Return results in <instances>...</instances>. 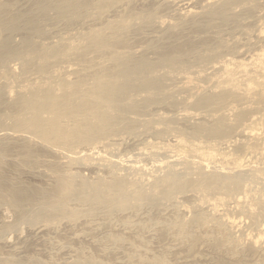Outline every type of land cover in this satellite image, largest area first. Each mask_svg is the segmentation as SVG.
Here are the masks:
<instances>
[{"label":"rangeland","instance_id":"obj_1","mask_svg":"<svg viewBox=\"0 0 264 264\" xmlns=\"http://www.w3.org/2000/svg\"><path fill=\"white\" fill-rule=\"evenodd\" d=\"M35 1L37 0H19L10 4H15L13 8L11 6L8 8L11 7L10 9L13 10L12 13L14 14L23 13L45 17L46 20L42 21L45 29L43 30L47 35L38 33L39 36L41 35L39 37L31 28L23 27V29H17L18 31L15 30L16 32L11 34V43L13 45L21 44L30 35L33 36L31 40L34 44L45 45L51 49L62 39L75 37V39L72 38L71 42L76 44L74 45L77 51H74L79 53L72 51L66 57L68 62L65 60L66 65H62L57 74L61 79L67 80L68 78V83L74 86L78 85V90L81 88V92L87 91L91 86L89 82H95V84L100 82L99 79H97L99 82H96L95 78L92 79L95 81L88 80L89 82L80 80L81 76L96 73L104 68L107 71V67L108 71L115 70L118 63L116 57L121 52H125L126 55L131 54L136 60L147 58L155 63L156 67H159V74L162 72L167 74L168 71L170 74L163 78L166 89L161 94L164 97L161 95L160 98L163 97L162 99L157 98V101L148 108L149 112L144 111L146 108L144 92L139 94L141 103L138 102L137 106L132 107L129 111L123 110L121 113L116 110L111 111L112 118L116 119L115 116L120 115H118V119L122 121L123 125L119 120L118 124L116 123L109 128L114 132L111 131L112 133L110 132L106 137L92 140H88V137L84 139L82 137L79 140L77 137L74 138L75 140L73 139L72 142L74 143L70 141L66 144L55 145L56 143L48 142L47 139L36 138L38 136L35 133H30L24 128V131L22 128L18 130L15 128V130L12 127H6L5 129L0 124V181L3 178L4 181L1 182H6L5 185L11 189L27 187L41 191H39L40 195L36 199L38 201L34 200V203L30 202L26 203L27 205L17 206L12 204V192H3L0 188V264H263L264 172L262 170L264 167L257 170L259 173L257 174L256 170L251 168L250 162L247 163V161H241L237 158L238 161H233L235 162L233 163L230 159L232 157H229L228 154L238 157L240 154L243 155L244 151L238 152L228 147L238 137L239 139H255L254 137L258 135L260 138L262 137L259 139L260 146H264V101L260 103V100H264V89L261 90L258 80H255L258 72H254L258 70L260 74L257 76L258 79H263L264 0H241L239 4H236L237 6L234 4L231 8L223 6L222 3L225 0H117L101 13H98L94 6L85 12L78 11L84 14L83 16L80 14L82 17L78 15V12L74 13L73 16H77L74 19L71 16L70 21L76 19L77 21H72V24L70 21L55 20L56 10L54 9L45 10L44 14L40 15V9L33 5ZM81 1L79 4L83 3ZM95 1L96 3L103 2V0ZM223 12L229 14V18H226L225 21ZM128 16L130 23L121 27V30V22H125V18ZM162 19L164 21H160ZM246 28L250 29L246 30ZM1 30L0 37L6 36L8 32L4 33ZM29 30L35 34L31 35L32 31L29 32ZM175 30L178 32L177 37H172L175 33L172 34L171 32H175ZM93 31L97 33L102 31L103 33L100 32L101 36L103 34H107L104 36L116 35L115 38L118 39H115L116 41L124 40L129 45L115 47L113 51L108 46L106 51L88 52V49H85L88 40L81 33L88 34ZM126 36L127 38H125ZM119 37H124V39ZM82 40L85 48H83L82 43L76 42ZM222 40H227L230 45L235 46V51L221 55L224 52L223 47L220 46ZM183 44H187L189 49L186 50L187 60L183 62L182 66L169 65V62L160 63L159 60L163 51L170 49V46ZM79 46H82L80 50L77 48ZM210 48L218 49L217 54L220 55L217 58H215L217 54L208 58L212 55ZM172 53L180 54L176 51ZM110 56L114 59L110 60L108 58ZM26 61L23 57L15 56L11 64L7 65V69H0V83H2L0 84L2 87H0V101H2L0 102V119L8 115L9 112V116L18 114L12 105L24 92L25 86H29L38 79L47 83L50 82L53 77H49L45 73L57 69V66L53 64L45 71L26 72ZM256 61H259V64ZM240 63L247 64L248 70L256 66L251 70L253 73L248 72L250 77H242V81L240 80L242 84L239 82L241 85L247 83V93L240 98H232L229 102L230 105L227 103L224 107L226 110L224 108L222 110L227 117L232 119L239 110L247 107L251 116L250 125L255 121L254 128L248 130V126L240 134L229 133L223 136L224 142L212 138H201L200 140L191 131H194L196 125L200 123H212L215 120L213 118L220 111L215 112V114L210 112V115L203 110L199 112V109H195V100L203 93L211 94L221 89L223 84H220L218 79L226 74L224 73L225 69L226 72L230 71L231 68L234 72L239 71V65H242ZM226 64L228 67H225ZM257 67L259 68L257 69ZM6 74L9 78L5 76ZM46 78L49 81H46ZM9 79L10 82L8 81L7 84ZM193 84L197 86L194 88ZM99 108L102 110L98 106L89 109L88 114L82 115L80 113L75 119L69 117L68 120H65L66 117H63L65 119H61L64 121L60 119V122L65 125L67 123L68 128L73 129L80 121L90 118V114L99 113L101 111ZM23 112H25L23 115H29L28 118L35 116V112L33 113L31 109H25ZM185 116L195 118L189 119ZM122 119L126 120L123 121ZM129 119L131 120L129 121ZM160 131H163L165 135L158 134ZM32 133L35 135H31ZM186 138H188L186 141L189 140V143L185 142ZM159 144L163 148L162 150L157 147ZM182 146L184 148H181ZM30 148L41 151L36 165L28 163V161L26 164V160L23 161ZM3 154L6 157H3ZM224 154L228 156L227 159ZM257 156L256 161L259 164L264 163V159L259 155ZM219 158L221 163L217 164L216 167L221 168L222 174L238 173L236 176L240 177L238 181L242 183V187L240 186V191L238 190L237 193L233 195L222 194L212 184L213 187L212 185L208 187L209 191L204 189L205 193L201 188L200 190L199 187H194L186 191L174 192L169 200L163 198L167 195L165 194L166 191H162L163 194L158 195L153 200L152 198L148 199L150 196L145 187L150 186L155 179L161 176H168L170 179L188 177V179L193 180L194 184H198L199 176L204 175L202 171L208 169L211 163H218ZM25 164L26 166H24ZM235 165L238 168L240 165L241 167L238 169L235 168ZM244 170H246V174ZM243 174L247 178L245 177L244 182H241L244 178ZM121 176L128 184L125 183L127 188L124 185L123 189H116L119 190L117 192L132 191L131 194H128L129 196H125L121 200L122 202L115 201L114 195L118 193L113 189L112 192L110 191L109 199L100 202L101 200L94 191L84 190L79 185V188L74 187L72 190L66 189L65 192H62L65 196L62 193L61 195L56 193L59 197L55 193V195L53 194L60 185L59 182L64 181L67 177L69 182L83 177V179L86 178L89 182L92 181L98 185L99 183L96 181L112 183ZM205 177L209 179L211 174H206ZM67 191H70V194ZM44 194L46 195L43 196ZM237 195L238 197L241 195V197L238 198ZM110 199L111 201H108ZM212 202H216L218 206L219 203L223 202V205L220 204L218 209L217 205L211 204ZM250 209H254L252 211L255 212L252 214ZM218 213L222 214L219 215ZM198 215H202L207 218L206 220L211 221H204V224L196 222L194 218ZM188 220L189 222H186ZM218 228L223 230H218ZM224 232L229 237V243L227 240L224 241V238L227 237L226 233L223 234ZM191 241L196 243L194 249L187 246L191 245ZM224 243L227 244L224 245Z\"/></svg>","mask_w":264,"mask_h":264},{"label":"bare ground","instance_id":"obj_2","mask_svg":"<svg viewBox=\"0 0 264 264\" xmlns=\"http://www.w3.org/2000/svg\"><path fill=\"white\" fill-rule=\"evenodd\" d=\"M12 1H14V0H0V30H1V28H3L2 29L3 31L1 30V32H4V33L5 32H8L6 34V36L4 35V36L0 37V69H3L4 70L9 63L11 64V61H12L13 58H15V56L16 57L20 56V57H23L25 60H27L26 61L27 64H26V68H25L26 69V72L27 71H36V72H38V70L39 71H42V70L45 71L46 69H48L53 64H55L54 66H57V69H55V70H53V71H51L49 73H45V74H48L49 77H53V79L51 78V81L50 82L47 83V82H44V81H41V80L38 79V81L32 82V84H29V86L27 85V86L24 87V89H23L24 92L20 95L21 97L19 96L17 102L14 105H12L13 106L12 108L15 111H17L18 114L17 115H14L13 111L9 108L10 111H12L11 113H13L14 116H9L10 115V112H9L8 115H5L3 118L1 116L2 119H0V124L3 127H5V129H6V127H12L14 129L16 128L17 130L22 128V131H24L26 129V130L30 131V133L33 132V133H35L38 136V137H36V136H34V137H36V138H39L40 137L39 138L40 140H42L41 138H43L45 140L47 139L48 142L50 141L53 144L56 143L55 145H57V144H66V143H69L70 141L72 142L73 139L74 138H77V137H78V139L79 138H82V137H83L82 139L88 137V140L89 139L92 140V139H96V138H102V137H106L107 134H109L112 131L109 128L112 127V126H114L116 123L118 124V122L120 120V119H118V117L120 116L119 114H118L119 116L118 115L115 116L116 119L114 117L112 118L113 115L111 116V111L116 110V111H118V113H121V111H123V110H128L129 111L130 109H132V107L137 106L138 102H140L139 101L140 100L139 99V94L141 92H144V98H145L144 100H145V103H146V108H145L144 111L149 112L148 111V108H150V105H152L153 102H156L157 101V98H160V96L163 95L161 93H163L164 90L166 89V86L164 87L163 78L165 76H167V74L169 75L170 72L168 71L167 74L166 73H163V72H162V74H159L160 73V71L158 69L159 67H156V64L153 63V62H151L149 59H147V58H141V59L136 60V59H134V56L132 57L131 54H129V55L127 54L126 55L125 52H121V54H119L116 57V60H117L118 63H117V66L115 67V70L108 71V67H107V71H106V68H104V69L102 68L103 70L100 69V71H98L96 73H92L90 75H84V76L82 75L81 78H80V80H84V81H88V80L89 81L90 80L91 81H95V80H92V79L95 78L96 79V82H99V81L100 82L99 83H96V84H95V82H93L94 83L93 84L92 82H89L88 81L91 84V86H89V88L87 89L86 92H81L80 91L81 88L78 90L79 86L77 84H76L77 86H74V85L68 83V81H67V80H69L68 78H67V80L66 79H61L59 77V74H57V71L61 69L60 67L65 64L64 63L65 60L67 61L68 58L66 59V57L72 51H74V50L77 51L76 46H75L76 44L74 42H71L72 41V38L75 39V37H66L65 36L66 38L62 39V41L60 43L56 44L54 47L48 45V46L52 47L51 49H49L45 45H41V44H38L37 45V44H34L32 42V40H31V39H33L32 38L33 36L31 37L29 35V37H28V34H27V37L28 38H25L24 41L21 44H15V45H13V43H11V34L13 32L18 31L17 29H23V27L24 28L25 27L31 28L34 32H36V36L37 35L39 36L38 33H44L45 35H47V34L44 32L45 29L43 28V21H42V20H46L45 17H39L37 15L36 16H34V15H26V14H23V13H20V14L19 13H15L14 14V13H12L13 10L11 11L10 8L11 7L13 8V6L15 4L14 5H10V4H12L14 2L16 3L19 0H17V1L15 0L14 2H12ZM79 1H81V0H78V1L77 0H37V1H35L33 3V5H34L35 8L38 7L40 9V12H41L40 15L42 13L44 14V11L45 10L54 9V10H56V17L54 18L55 20L65 21V22L68 21L69 22L70 19H71V16H73L74 13H77L78 11H80V12L81 11H84L85 12L86 10H90L89 8H91V7L94 6V7L97 8L98 13L99 12L101 13L104 10H106V8L111 7V5H113L115 2H117V0H105V1L103 0L102 3H96L95 0H82L83 3L82 4H79ZM240 1L241 0H225V1H223L222 4L226 8H231L232 5H234V4L236 5L237 3L239 4ZM213 3H215V2L213 1ZM8 6H11V7L8 8ZM233 8H234V6H233ZM88 13H86L87 16H88ZM37 14L39 15L38 12H37ZM80 14L81 13L78 12V15H80ZM86 14H85V16H86ZM222 14H223L224 21L226 20V18H229L228 17V15H229L228 13L223 12ZM81 15L83 16L84 14L82 13ZM76 16H73V19ZM125 19H124L125 22H121L122 26L119 25L120 23L118 24L120 26V28L121 27H125L127 25V23H130L129 22V16L127 18H125ZM130 19H131V17H130ZM72 21H74V20H71L70 21L71 22L70 24H72ZM75 21H77V19ZM160 21H164V20L162 19ZM162 24H163V22H162ZM118 25L117 26L113 25V26L114 27H119ZM169 26H171V25H169ZM249 29L250 28H246V30H249ZM32 30H29V32L32 31ZM121 30H122V28H121ZM170 30H172V29H170ZM170 30H168V31H170ZM33 31L31 33V35L33 34ZM113 31H115V30H113ZM176 31L177 30H175V32H171L172 34L175 33V34L172 35V37L173 36L177 37L176 35H177L178 32H176ZM100 32H102V31H99V33ZM111 32H112V30H111ZM99 33L95 32V31H93L91 33H88V34L86 33L87 35L84 34V33H81L82 35H85L83 37H86L87 40H88V42L86 41L87 42V45H85L86 48L84 47V44H83L84 41L83 40L81 42H78L79 40L76 41V42L77 43H82L83 45L82 44L81 45L86 50L88 49V52L95 51V50H97V52L99 50L100 51H106L108 46H110L109 47L110 50L113 51L115 47H124V46H126V44L129 45L127 42L125 43L124 40H122V41H116V40H118L117 37L115 38L116 35L115 36L114 35L112 36L110 34V36H104V35H107V34H103L101 36V33L100 34ZM72 34H73V31H72ZM169 35H171V34L169 33ZM169 35H166V36L169 37ZM178 36H179V34H178ZM80 37H82V36H80ZM77 38H76V40H77ZM119 38H121V37H119ZM125 38H127V36ZM82 39H84V38H82ZM121 39H124V37L121 38ZM126 40L128 41V39H126ZM77 45H79V44H77ZM82 46H79L80 48L77 47L78 50H80L82 48ZM220 46L223 47V51H224V52L221 53V55L223 53L224 54L225 53L227 54V53H230V52L235 51V46H233L232 44L230 45L227 42V40H222L221 43H220ZM187 49H189V46H187V44H183V45H179V46H176V45L170 46V49H167V50H165V51H163L161 53V57H160V60L159 61H160V63H162V62H167L168 63L169 62V65L172 64V65H174L176 67L177 66H182L183 65V62L187 60V56H188V55H186V53H187L186 50ZM209 50L212 52V55L208 56V58H210L212 56H215L219 52L218 49H211L210 48ZM173 51L179 52L180 54L172 53ZM75 53L78 54L79 52H75ZM75 53H73V54H75ZM81 53L84 54L83 52H81ZM207 53H209V52H207ZM219 55L220 54H217L215 56V58H217V56H219ZM108 58L110 60L112 58L114 59V57H112V56H110ZM257 59H258V57H257ZM220 62H222V61H220ZM240 64H242V65H239V67H240L239 71L237 70L236 72H234V71H232V68H231L230 71H228V69H227V71L229 72L228 73V72H226V69H225V72L224 73H226V74L224 75L222 73L223 76L220 79H218L220 81V84H223V85H221L222 86L221 89L218 88L219 90L217 89L218 90V91L216 90L217 92H215V93L213 92L211 94H204L203 93L202 96L201 95L198 96V98L195 100L194 106H195V109L196 110L197 109L200 110V111L198 110L199 112H202L201 110H203L205 112H208L209 114L208 113L207 114L210 115L211 114L210 112H212L213 114H215V112L220 111L213 118L215 120L213 122L211 121L212 123H209V124H205L204 122L203 123H200V124L196 125V127L194 128L195 129L194 131L193 130L191 131L195 135V137L200 138V140H201V138H206V139L212 138L214 140L216 139L218 141L224 142L223 136H226L229 133H239L240 134L248 126H249L248 130L254 128L253 126H255L254 125L255 121L250 125V122H249L250 120L249 119H251V116H250L249 109L247 107L246 108H243L242 110H239V112H237V114L234 115V117H233L234 119L233 118L231 119L230 117H227L226 114L224 113V111L222 110V108H224L227 105V103L229 104V102L231 101L232 98L233 99H237V98H240L244 94L247 93L248 85H247V83L241 85L242 84L241 81L243 79L242 77H245V76H249L250 77L251 75H249V73L250 72L253 73L251 70L253 68H255L256 66L255 67H251L252 69L251 70L250 69L248 70L249 67H247L248 66L247 64H245V65L243 63H240ZM224 66H222L223 69H224ZM225 67H228V65L225 66ZM258 68L259 67H257V69ZM260 68H261V66H260ZM12 70H14V69H12ZM262 71H263V69H262ZM6 72H8V71L6 70ZM76 72H78V71H76ZM254 72L255 73L258 72V74H256L257 76L260 75L258 70L254 71ZM255 73H254V75H255ZM20 75H23V74H20ZM39 75H40V73H39ZM80 75H81V73H80ZM262 75H263V79L262 80H259L258 79L259 77L256 76V78H255V76L252 75V77H254L255 80H258V84L260 85V89L261 90L264 89V72H263ZM5 76H7V74ZM217 77H218V74H217ZM10 79L7 80V84L10 82ZM19 79H20V77H19ZM97 79H99V81H97ZM12 81H13V79H12ZM46 81H49V79L47 80V78H46ZM72 82H73V80H72ZM216 82H217V80L215 81V83ZM0 84H2V83H0ZM193 85H191V86H193ZM11 86H12V84H11ZM195 86H197V85H194V88H195ZM3 87H4V85H3ZM217 87H218V85H217ZM140 96H142V95H140ZM163 97H164V95H163ZM163 97H161L160 99H162ZM263 101L264 100H260V103L263 102ZM0 102H2V101H0ZM102 105H104L106 107L104 108V106H103V108H102ZM166 105L168 106V104H166ZM98 106H100L102 108V110L99 108L101 110L99 113L97 112V114H96V112H95L94 114L93 113L90 114L89 115L90 118L87 115L88 118H85V121H82V122L80 121V123L77 124V126L75 125L76 127L73 128V129L68 128V126H67L68 124L67 123L65 125V124H63V123L60 122V119L61 118L62 119H65L63 117H66L65 120H68L69 117H72L73 119H75V117H77V115L79 116L80 113H82V115L83 114L85 115L86 113L88 114L89 113L88 112L89 109L96 108ZM25 109H31L33 111V113L35 112V116H33L31 118H28L29 115H27V114H24L23 115V113H25V112H23V111H25ZM6 110H8V109H6ZM6 110H5V112H6ZM224 110H226V109L224 108ZM93 111H95V110H93ZM189 113H191V111H189ZM25 115H26L27 118L25 117ZM185 117H189V116H185ZM179 118H181V117H179ZM190 118H191V116L189 117V119ZM192 118H195V117H192ZM62 119H61V121H64ZM253 119H255V118H253ZM125 120H123V121H125ZM130 120L131 119H129V121ZM244 120L247 121V122H245ZM120 123L122 124V121ZM125 124L127 125V123H125ZM23 128H24V130H23ZM124 128H125V126H124ZM128 129H130V127H128ZM128 129H126V130H128ZM163 130H164V128H163ZM28 131H25V132H28ZM112 132H114V131H112ZM166 132H167V130H166ZM33 133L31 135H35ZM184 133H186V132H184ZM158 134L165 135L163 131H160ZM31 138H33V137H31ZM36 138H35V140L37 141ZM254 138L255 139H253V138H250V139L249 138L248 139H245V138L239 139V137L236 138L234 141H232L230 143L231 145H229L228 148H230L231 150L238 151V152H243L244 151L243 152L244 154L243 155L240 154V156H238V157H233L232 154H230V155L228 154V156L229 157H232V158H230V159H232L231 160L232 162L233 161L237 162L238 159H241V161H247V163L250 162L251 168H253V170H256V172H257V170L262 169L264 167V163L261 162L259 164L256 161V158H258L257 155H259L262 159H264V146H260L261 144L259 142V139H261L262 137L260 138V136L258 135V136L254 137ZM187 139L188 138L185 139V142H187L186 141ZM33 143H35V142L33 141ZM72 143H74V142H72ZM72 143H70V144H72ZM187 143H189V140H188ZM218 143L221 144L220 142H218ZM39 144H40V142H39ZM5 145H7V144H5ZM70 146H65V147H70ZM185 146H186V143H185ZM157 147L159 148V150H162L163 149V148H161L160 144L157 145ZM181 148H184V146H182ZM185 148H187V147H185ZM166 149H167V147H166ZM167 150L169 151V149H167ZM195 151H196V149H195ZM222 151H223V149H222ZM185 154L188 155L187 152H185ZM1 155H2V152H1ZM25 155H27V156H26V158L23 161L26 160V162H25L26 164H27V161H28V163H31V164L36 165V164H38L37 163L38 162L37 159H39L38 157L41 155V151L38 150V149H36V148H30L28 154H25ZM208 156H210V155H208ZM228 156H225V154H224V157L226 159H227ZM3 157H6V156H4V154H3ZM204 158H205V156H204ZM230 159H228V160H230ZM223 160H224V158H223ZM218 161L219 162L216 163V164L215 163H211L208 166V169L203 170L204 172L202 171V173H204V175L202 174L204 176V178H202L203 176L202 177L199 176L200 178H199L198 184H194L193 180L188 179V177L187 178H177L176 177L177 179H170V177L168 178V176H165V177L161 176V177L155 179V181L150 186L145 187L146 190L148 191V195L150 196V197L148 196L149 197L148 199H151L152 198V200H153L154 198H157L158 195L161 196L160 194H163L162 191H166L165 194H167V195L166 196H163V198H166V200H169L174 195L173 194L174 192L177 193V191L178 192L186 191V190H188L190 188H194V187H199V189L201 188L202 191H203V193H205L204 189L207 191L209 189L208 188L209 185H212V184L215 185V187L218 188L217 189L218 192H220L222 194H225V195H233V194L237 193L238 190L240 189V186L242 185V183H240L238 181V179L240 177L236 176L238 173H236V174L234 173L233 174V172H232V174H230V173L229 174H222L221 173V168L220 167H218V168L216 167L217 164L219 165L221 163L220 162L221 159L218 160ZM235 162H233V163H235ZM7 164H8V162H7ZM26 164L24 166H26ZM240 167H241V165H240ZM235 168H238V167H236V165H235ZM263 170H262V172H264ZM245 171L246 170H244V172ZM247 173H248V171H247ZM58 174H60V173H58ZM206 174H211V177L209 179L206 178L205 177ZM245 174H246V172H245ZM257 174H259V173L257 172ZM121 177L118 178V179L115 178L116 181L115 182L112 181V183H108L107 181H96V182L99 183L98 185L97 184H94L92 181L89 182L88 179H86V178H84L85 179L84 180L83 177H81V179H76V181H74V179L72 178L73 179V182L72 181L69 182V180L67 179L68 177H67L66 179L68 180V182H67L66 179H64V181L61 180L62 182L59 180L60 181L59 182L60 185L58 186V188L56 190L54 189L55 191L53 192V194L54 193L55 194L57 193V194H60L61 195V193L62 192H65L66 189H71L72 190L74 187H78L79 188V186H80L84 190H92V191H94L97 194V196L99 197V199L101 200L100 202L107 201L106 199H109L108 197L110 196V194H111V192L113 190H115L117 192L119 190H116V189H118V188L119 189H123L128 184V182H126V180L123 178V176H121ZM183 177H185V176H183ZM243 177L244 178L241 180V182H244L243 180H245L246 175L243 174ZM60 178H58V179H60ZM2 180H3V178H2ZM125 183H127V184L125 185ZM5 184H6V182L5 183L4 182H1V184H0L1 190L3 192H5V191H7V192L8 191H11L12 192V196H13V199H12L13 200L12 201L13 203L11 201L10 202L12 204H14V205L16 204L17 206H22V205H24L26 203L28 204L30 202H33L34 200H36L38 198V196L40 195V192H41L40 190H39L40 191L39 192L38 190H34V189H31V188H27V187L26 188L23 187L21 189H19V188L16 189L17 188L16 187L15 189H11L9 186H7ZM213 185H212V187H213ZM126 188H127V186H126ZM68 193L70 194V191ZM117 193L118 194H115L114 195V199H115V201H119L120 202L121 200L124 199L125 196H129L128 194H131L132 191L131 192L120 191V192H117ZM0 194H1V192H0ZM46 194H44L43 196H45ZM57 194H56V196L59 197V195H57ZM7 195H9V194H7ZM52 195H51V198H52ZM237 197H238V195H237ZM239 197H241V195H239ZM242 197H243V195H242ZM204 199H205V196H204ZM241 199L243 200L244 198H241ZM220 200L221 199H219V201ZM36 201H38V200H36ZM108 201H111V199L108 200ZM209 201H210V198H209ZM212 201H214V200L212 199ZM237 201H239V200H237ZM44 202H43V204H44ZM46 202H48V201H46ZM112 202H113V200H112ZM223 202L222 203H219V206H220V204L223 205ZM213 203L214 202H212L211 204L213 205ZM115 204H118V203H115ZM214 204L217 205L216 202ZM219 206L217 205L216 207L218 208ZM217 208H215V209H217ZM250 210H251L252 214H253V212H255V211H252L254 209H250ZM215 211H217V210H215ZM222 213H220V214H222ZM216 217H217V215H216ZM206 219L207 218H205L202 215H198V216H196L194 218V220H196V222H202L203 223L204 221L205 222L206 221H208V222L211 221L209 219L208 220H206ZM186 222H189V220L186 221ZM220 229H222V228H220ZM220 229L218 228V230H220ZM221 232H223V231H221ZM226 232H227V230H226ZM226 232H224L223 234H225ZM226 236H227V233H226ZM228 238H229L228 236L226 238H224V241H226V240L228 241L229 240ZM228 243H229V241H228ZM195 244H196L195 242L192 243V241H191V245H187V246H190L191 249L192 248L194 249L196 247ZM226 244L227 243H224V245H226ZM212 245H214V244H212ZM227 246H229V245H227ZM226 249H227V247H226ZM227 250H229V249H227ZM234 250H237L238 251V249H235V248H234ZM262 261H263L262 263L264 264V259ZM238 264H240V263H238Z\"/></svg>","mask_w":264,"mask_h":264}]
</instances>
